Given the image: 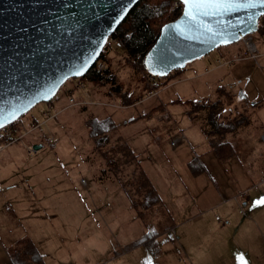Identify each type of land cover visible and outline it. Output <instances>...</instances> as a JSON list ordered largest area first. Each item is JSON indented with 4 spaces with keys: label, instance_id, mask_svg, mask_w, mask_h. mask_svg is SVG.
<instances>
[{
    "label": "rangeland",
    "instance_id": "1",
    "mask_svg": "<svg viewBox=\"0 0 264 264\" xmlns=\"http://www.w3.org/2000/svg\"><path fill=\"white\" fill-rule=\"evenodd\" d=\"M251 37L258 49L256 59L251 54H243L247 48L241 41L229 46L231 49L219 48L195 61L159 89L148 88L152 81L146 74L136 73L126 50L118 40L111 38L101 64L110 67L115 85H121L122 91L127 90L136 99L141 96L135 105L125 107L121 92L114 91L110 83L98 86L81 81L75 84L81 78H73L63 85L52 108L51 103H40L21 117L19 124L13 126L21 135L32 125H40V128L0 153V221L7 225L3 229L0 224V264H13V255L20 256L27 248L41 259L40 263L34 261L35 264H148L149 259L152 264H234L232 243L238 229L231 222L227 224L225 215L240 201L243 202L240 212L244 217L235 218L252 217L256 222L255 242L264 244V205L255 204L264 197L260 175L264 165L261 136L264 105L254 104L264 99V34L260 30ZM239 54H243L240 62L217 67V59ZM206 68L210 71L206 72ZM222 85L226 89L224 94L218 91ZM72 89L75 90L69 96L64 94L65 90ZM151 91L158 93L150 96ZM71 98L75 101L73 104ZM200 100L207 108L189 114L192 105ZM159 106L164 111L156 109ZM211 110L221 113L220 122L236 123L240 129L246 127L245 131L250 134L241 138L239 146L236 143L242 154L239 160L245 165V172H249V181L255 182L257 188L245 193L248 200H253L248 207L242 197L236 201L229 193L234 186L231 179L235 187L237 183H243L240 173L219 169L214 164H224L222 162L231 158L221 159L216 141L212 143L207 138L212 133L207 132L205 136L202 133L201 124L210 126L207 118ZM165 113L171 116L170 121L162 118ZM106 116H111L121 128L114 132L104 151L128 143V137L136 134L130 143H133L132 147L138 144L137 150L140 157L146 159L147 168H138L130 157L127 158L131 161L127 159L126 162L125 155L113 152L115 162L118 158V169H115L114 163L109 166L108 159L95 151L93 142L88 139L87 123L92 118ZM133 117L140 120L134 124L122 123ZM146 117L152 119L149 126L142 121ZM20 123L24 126H19ZM180 137L184 139L172 146V141ZM34 139H39L44 147L35 150L30 144ZM50 139H53L52 143H49ZM220 142L232 146L228 141ZM13 146L16 147L11 148ZM18 147L24 152L18 150V157L14 158L12 149ZM250 149L252 153L249 154ZM222 150L223 157L231 153L232 148L225 146ZM128 162L132 163L129 168L125 167ZM254 162L262 164L259 170L258 163ZM144 171L159 189L168 187L165 181L168 179L173 191L161 195V201L154 209L158 217L152 224L146 210L152 207L154 199L148 193L149 188H145L147 193L143 199L133 201L135 186H126L131 197L127 204L134 205L135 212L139 205L145 222V244L143 248L132 249L130 242L122 238V219L128 209L123 195L118 194L121 187L117 184L110 189L109 185L101 183L105 174L114 179L122 172L126 178L132 175L130 180L136 176L139 184H143L148 178ZM189 172L202 178V186L200 182H189ZM94 178L96 185L91 181ZM227 180L229 185L225 183ZM114 212L121 215L112 219L110 213ZM169 226L174 228L163 233L158 242L152 241L150 231L154 229L159 234ZM13 235L20 239L14 246Z\"/></svg>",
    "mask_w": 264,
    "mask_h": 264
},
{
    "label": "water",
    "instance_id": "2",
    "mask_svg": "<svg viewBox=\"0 0 264 264\" xmlns=\"http://www.w3.org/2000/svg\"><path fill=\"white\" fill-rule=\"evenodd\" d=\"M139 2L0 0V130L53 101L68 80L85 77ZM179 2L182 15L162 27L145 56L148 76L166 78L264 28L258 0L254 8L248 0H223L219 7L194 10L195 20L185 17L188 5Z\"/></svg>",
    "mask_w": 264,
    "mask_h": 264
},
{
    "label": "trees",
    "instance_id": "3",
    "mask_svg": "<svg viewBox=\"0 0 264 264\" xmlns=\"http://www.w3.org/2000/svg\"><path fill=\"white\" fill-rule=\"evenodd\" d=\"M182 12L183 5L181 2L179 3V0H140V2L131 9L130 13L119 26V28L112 34L111 38L118 40L121 46H123V48L126 50L128 59H130V62L132 61V66L136 68L137 74H146V69L144 66L145 56L156 43L162 27L168 23L176 21L182 15ZM260 30L263 33L264 28H261ZM109 47L110 42L106 44L104 51H107ZM104 51L102 52V55L97 64L86 74L84 78H81L77 82L75 81V84H80L81 81H88L89 83L98 86H103L110 83L114 91L121 92V101L125 107L135 105L141 96L136 99L127 90L122 91L121 85H115V77H113V75L111 74L109 66L105 68L104 65V68L102 70H98L99 63L103 62V59L105 58L103 57ZM181 71L182 70H176L166 78L151 77L146 74V78H149L150 81H152L151 87L149 85L148 88L159 89L162 86H167L171 78ZM74 90L75 89L65 90L64 94H66V96H69L73 93ZM224 90L226 89H224V87L222 86L218 91L220 92V94H224ZM177 101L182 102L180 99H178ZM50 103L53 102L51 101ZM213 104L217 105V103ZM206 108L207 107L205 105V102L200 100L192 105L188 113H198ZM156 109H159V111H164L162 106H159ZM208 114L209 115L207 120L211 126L209 132L213 134L215 133L219 135V137H224L227 134L233 133L238 128L236 123L234 124L232 122H220V112L215 113L214 110H211ZM138 119L139 118H133L127 122L123 121L122 123H134ZM20 121L21 120L15 123H19ZM34 122H36V120ZM87 126L89 128L88 139L93 142L95 151L102 154V157L105 160L108 159V164L114 163L115 169H118V158L117 160L115 159V162V154L112 155L113 152H118V154L125 155L126 162L127 159L130 160L127 157H130L131 160H134L136 158L133 150L126 144H121L120 146L113 148V150L109 152L104 151V146H108V144L110 145L111 137L114 135V132L121 128V126H119L111 116H106L105 118L101 119L92 118L88 121ZM1 139L2 136L0 132V140ZM217 145L219 146L217 153L220 155L219 157L221 159H228L232 157V154H234L235 152L234 148L229 143L219 142V144ZM225 146L231 147L232 151L228 155H224L222 157V153L224 152L222 150V147ZM12 261L14 264H32L34 263V261L36 263H40L41 259L33 256L31 251L27 248L25 251L20 253V256L16 255V257H14L13 255Z\"/></svg>",
    "mask_w": 264,
    "mask_h": 264
},
{
    "label": "crops",
    "instance_id": "4",
    "mask_svg": "<svg viewBox=\"0 0 264 264\" xmlns=\"http://www.w3.org/2000/svg\"><path fill=\"white\" fill-rule=\"evenodd\" d=\"M229 49H231V47ZM239 72H241V70H239ZM222 86L225 87L224 85H222ZM259 102H260V104L264 105V99L258 100L256 102H254V104H258ZM130 119H132V118H130ZM143 120H145V122H147V126H149L148 122H149V120H152V119L146 117V118L142 119V121ZM263 121H264V117H263ZM133 124H131V125H133ZM192 124H193V121H192ZM201 125L204 128L202 133L205 136V134L210 131V129H209L210 126L208 127L207 123H204ZM240 128L241 127H238L236 129V131H239V132L234 131L233 133L227 134L224 137H219V135H217L215 133L212 136V134H213L212 133L207 138L208 139L210 138L211 139L210 141L212 143H214L216 141V144H219V142L221 140L228 141L232 144L235 152H234V154H232V157H230L231 159H229L225 162H222L224 164H219L217 162H214V164L219 169H225V171H228L230 169V170H233L234 173H240V175H241L240 179L243 181V183H241V184L237 183L236 187H235V182L233 181V179H231L230 181L234 184V186H233V188L230 189L229 193L232 196L231 199L236 200V201H239V198L242 197L241 199L243 201H245L244 205L246 207H248V205L252 204L253 200L252 199L248 200V196L246 197L245 193L246 192L250 193V191H253L254 189H257V188H255V186H256L255 182L253 183V181H252V183H251V181H249L250 180L248 178L249 172H245V170H244L245 165H243V163H241V161L239 160V158H241L242 154L239 153L240 147L237 148V145L239 146L240 140L244 135L245 136L250 135L247 132L248 130L245 131V129H247L246 127L244 129H240ZM234 133H236V134H234ZM263 134H264V132L262 133V135ZM135 135L136 134L130 135L128 137L130 141L127 140L128 143H126V144L128 146H130V148L133 150V152L136 156V158L134 159L135 161L133 160V162L135 164H137V167L141 168L144 166L145 168H147L145 166V164L147 163L146 159L140 157V151H139V149L137 150L138 144H135V147H132L133 145H131V144H133V143H130L132 141V139H134L133 137H135ZM201 136H202V134L200 135V137ZM261 136H260V141H261ZM32 141H34V142L30 143V144H32V145L40 144V145H42V148L44 147V145L42 144V142H40L39 139H34ZM24 143L26 144L27 142L25 141ZM24 143H23L22 147H24V145H25ZM236 143H237V145H236ZM18 145H21V143ZM18 145H16V146H18ZM16 146H13L11 148H14ZM22 147L12 149V151H13L12 155L14 158L18 157V156H16V152L18 150H21V152H24L22 150ZM250 153H252V149H250L249 154ZM254 163H258L259 168H257V170H259L261 168L262 164L260 162H254ZM129 164H130V162L126 163L125 167L129 168ZM212 164H213V162H212ZM130 165H132V163ZM249 165L251 166V164H249ZM109 166H110V164H109ZM138 168H136V169H138ZM261 169H263V170L261 171L260 175L263 178V185H264V165H263V168H261ZM247 170H249L248 166H247ZM104 172H105V170H104ZM146 172L147 171H144V174H146V176L148 178H147V182L143 183V184H139V182L136 180V176L134 177V179L130 180L132 175H128L129 177L126 178L122 172H120L121 176L119 178L115 177L114 179L105 174V176H103L104 178H102L103 183L99 182L101 184L109 185L110 189L113 188L112 186H115L117 184H119L121 187L120 191H118V194L121 193L123 195V197L125 199V205L127 206V209H128L125 211L126 215L122 219V224H121V226H122L121 230H122V236H123L122 238L125 240V242H127V243L130 242L129 247H131L132 249H134V248L139 249L140 247L143 248V245L145 244L144 237H143V235H144V223L145 222H144V217L141 218L144 215V213L142 212V209L139 208L140 206L137 205V211L135 212V209L133 208L134 205L127 204V201H129V198H131V197H129V193L126 189V186H128V185L135 186V189L133 192L135 193L136 198H135V200H133V198H132L133 201L143 199L144 194L147 193L145 188H149L148 193L151 197L154 196V199L152 201V203H153L152 207H150L149 209H146V210L150 214L152 224L155 222V218L158 217V214L154 212V209H156L158 207L159 202L161 201V195H163V193H165V192L173 191L171 188V184L169 183L168 179H165L168 187H163L162 189H159L157 187V184L155 186L154 179L152 177H150L151 178L150 179ZM135 174L137 175L138 172H135ZM171 174H173V173L171 172ZM218 174H219V178H222V176L220 175L219 172H218ZM187 178H188L189 182H193V184L200 182V185L202 186V178L200 176H192L189 172V173H187ZM91 181L94 185H96V183L94 182L95 178L92 179ZM225 183L229 185V180H227V182H225ZM130 189H133V188H130ZM188 190H189L190 194L192 195L191 188ZM155 191H157V192H155ZM133 192H131V193H133ZM237 196H238V199H237ZM194 200L196 202L197 199H194ZM240 202L236 203V206H234V208L231 212H227V213L223 212V213H226L225 217L228 219L227 224L230 225V222H231L232 226L236 225V228L238 229V231H236L237 237L235 238V240L232 243L233 263L234 264H245V262H246V264H264V244H258L255 242V239H254V235L256 232L255 220L250 216H247V217L242 218V219H236L235 218V217H244L240 212V207L243 205L242 204L243 202L242 203H240ZM128 211H129V213H128ZM252 213H255V212L252 211ZM120 215L116 214L115 212L113 214L110 213V216L112 219L117 218ZM12 216L14 218H16V214L13 212H12ZM195 217H198V216H195ZM221 222H222V224H224L225 221L220 220V223ZM0 224H2L1 221H0ZM1 227L3 229H5L7 227L6 223L4 222ZM173 228H174V226L165 227L161 231V233H159V234L155 231H150V236L153 235L152 241L158 242L157 240H159L161 238V235L163 233L164 234L169 233L170 230H172ZM8 239H10V234H8ZM12 240H13L12 245L14 246L20 239L17 240L16 237L13 235ZM241 257H243V259H241Z\"/></svg>",
    "mask_w": 264,
    "mask_h": 264
},
{
    "label": "built area",
    "instance_id": "5",
    "mask_svg": "<svg viewBox=\"0 0 264 264\" xmlns=\"http://www.w3.org/2000/svg\"><path fill=\"white\" fill-rule=\"evenodd\" d=\"M263 34H264V31H263ZM242 41L245 43L246 48H247V51H244L243 54L244 55H247V54L250 55L251 54V57L253 59H256L255 55L258 53V49H257V46H256L253 38L251 36H248V37L243 38ZM243 54L235 55L232 58L231 57H225V58L217 59V63H216L217 67H222L225 65H233L237 62H240L241 60H243ZM103 67L104 66H102V64L100 62L98 65V70H102ZM209 71H210V69L206 68V72H209ZM78 87H79V85H77V88ZM149 93H150V96H154L158 92L157 91H151ZM57 99H59L58 95L53 99V101H52L53 103L50 104L51 108L54 105V103L57 101ZM54 100H56V101H54ZM70 102L73 104V102H75V101L73 98H71ZM162 118L167 120V121L168 120L170 121L171 116L168 113H165L164 115H162ZM16 124H19V123H14L12 125L7 126L4 129L0 130L1 136H2V139L0 140V153L5 151L6 149H8V146L13 145L16 142H18V143L21 142L20 140L24 137V135H30L33 131L40 128L39 127L40 125H32L28 132H26L24 135H21L19 130L13 128V126H16ZM19 126H24V125L22 123H20ZM183 139H184L183 137L174 139L172 141V146L177 145ZM262 139L264 140V134L262 135ZM52 142H53V139H50L49 143H52ZM83 182L86 183L85 180H83ZM237 199H238V196H237Z\"/></svg>",
    "mask_w": 264,
    "mask_h": 264
},
{
    "label": "snow or ice",
    "instance_id": "6",
    "mask_svg": "<svg viewBox=\"0 0 264 264\" xmlns=\"http://www.w3.org/2000/svg\"><path fill=\"white\" fill-rule=\"evenodd\" d=\"M185 5H188L187 11H185L184 15L185 17L195 20L196 16L194 15V10L195 11H200L205 8L209 7H219L223 0H183ZM230 2H236V0H230ZM241 3H243V0H240ZM260 4H264V0H258ZM257 0H248V3L246 4L247 7L254 8L256 7ZM203 14L207 15V12H204ZM264 15V13H262ZM210 31V30H209ZM220 35H223V33H219ZM227 41H225L226 43ZM243 97H241L242 99ZM227 111V109H225ZM3 125H0L2 127ZM255 204L257 205H264V197L259 198L258 200L255 201ZM154 231V229H153ZM243 259V257H241ZM148 264H152L151 260L149 259ZM246 264V262H245Z\"/></svg>",
    "mask_w": 264,
    "mask_h": 264
},
{
    "label": "bare ground",
    "instance_id": "7",
    "mask_svg": "<svg viewBox=\"0 0 264 264\" xmlns=\"http://www.w3.org/2000/svg\"><path fill=\"white\" fill-rule=\"evenodd\" d=\"M180 3V2H179ZM178 13V12H177ZM172 18V17H171ZM172 21V20H171ZM220 117V116H219Z\"/></svg>",
    "mask_w": 264,
    "mask_h": 264
}]
</instances>
